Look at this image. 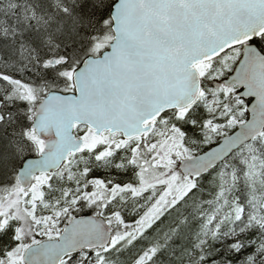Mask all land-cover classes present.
Returning a JSON list of instances; mask_svg holds the SVG:
<instances>
[{
  "label": "snow or ice",
  "instance_id": "snow-or-ice-1",
  "mask_svg": "<svg viewBox=\"0 0 264 264\" xmlns=\"http://www.w3.org/2000/svg\"><path fill=\"white\" fill-rule=\"evenodd\" d=\"M0 264H264V0H0Z\"/></svg>",
  "mask_w": 264,
  "mask_h": 264
}]
</instances>
